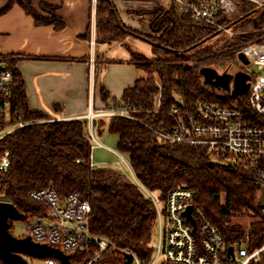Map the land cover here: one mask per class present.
Wrapping results in <instances>:
<instances>
[{
	"label": "trees",
	"instance_id": "1",
	"mask_svg": "<svg viewBox=\"0 0 264 264\" xmlns=\"http://www.w3.org/2000/svg\"><path fill=\"white\" fill-rule=\"evenodd\" d=\"M4 1L7 5L0 9V16L18 6L36 26H54L57 30L64 27L56 6L42 3L38 11L33 0ZM235 3V16H218L216 21L240 33L230 46L215 48L207 38L212 35L214 38L217 29L194 20L191 14L183 13L175 5L162 15L159 10L157 20L154 15L153 36H145L120 22L114 0H98L96 45L123 43L131 36L145 38L152 45L155 59L131 52L132 64L149 78L138 80L119 100L110 98L103 87L100 91L101 100L107 106H135L132 115L136 120L100 117L95 121V129L98 135L106 130L118 137L117 152L128 156L138 180L161 199H166L176 188L191 190L227 246L240 244L245 234L232 224L233 218L254 217L248 231L253 249L264 244V217L260 215L256 170L227 153L213 152L206 145L170 142L155 132H171L177 125L179 115L171 113L173 107H178L183 116L197 115L200 103L228 106L237 100L217 95L203 84L200 75L204 67L234 62L239 52L237 45L261 34L255 30L264 27L263 14L252 3L244 0H235ZM252 12L259 14L255 18L244 17L240 24L234 23L238 17ZM15 61L13 55L0 54V69L5 68L12 74L9 90L4 96L0 93L1 131L24 124L0 141V156L8 153L11 165L8 172L0 171V201L13 204L30 217L46 215L49 210L47 205L30 197L32 192L51 186L61 199L77 192L91 206L92 234L106 236L118 249L134 253L144 263L149 262L157 234V215L152 202L122 170L91 166L92 142L86 119L58 121L29 108L25 83ZM153 76L157 77L156 81ZM159 93L160 108L156 112ZM95 254L93 248L83 253H69L70 262L85 264ZM96 264L128 262L123 253L110 250Z\"/></svg>",
	"mask_w": 264,
	"mask_h": 264
},
{
	"label": "built area",
	"instance_id": "2",
	"mask_svg": "<svg viewBox=\"0 0 264 264\" xmlns=\"http://www.w3.org/2000/svg\"><path fill=\"white\" fill-rule=\"evenodd\" d=\"M98 0H90L92 14L96 17ZM252 3L264 16V1L244 0ZM169 5L161 4L162 15L172 5L183 13H189L196 21L213 25L217 33L226 32L233 37V28L219 24L218 16L232 17L237 11L235 0H169ZM95 26V20L93 27ZM261 34L238 46L239 52L264 73V27ZM248 91L244 96L228 106L200 103L198 114L183 116L178 107L171 109L172 114L179 115V121L171 132H155L165 140L177 143L206 145L216 153H227L236 160L250 165L256 170L255 185L259 189V198L264 190V75H250ZM12 74L9 70L0 69V93L4 96L9 90ZM160 87V84L157 82ZM230 96L222 93L221 97ZM161 93L157 97L155 111L160 108ZM135 106L115 107L109 105L102 112L90 111L84 119L88 122V132L92 146L90 164L95 165L94 151L103 144L96 136L95 121L100 117H122L136 120L132 112ZM3 111L0 110V117ZM60 121V120H58ZM24 127L18 124L13 128L1 131L0 141L15 129ZM118 167L124 165L128 177L138 187L146 199L150 200L156 210L157 234L153 245V254L149 262L144 263L137 255L118 249L115 243L106 236L94 235L90 230L91 206L77 192H71L61 199L50 186L31 193L30 197L48 207L46 215H35L26 218L22 236L30 237L33 242L60 249L65 254L83 253L95 249L96 254L85 264H96L101 256L110 250L123 253L128 264H264V244L250 248L249 233L245 232L240 244L232 246L233 255L223 235L211 221L207 211L199 204L191 190L173 189L166 199L146 188L134 174L130 163L119 153ZM9 154L0 156V171L6 173L10 168ZM190 212V218L186 213ZM260 215L264 217V204H261ZM1 264V263H0ZM45 264H58L54 259H45Z\"/></svg>",
	"mask_w": 264,
	"mask_h": 264
},
{
	"label": "crops",
	"instance_id": "3",
	"mask_svg": "<svg viewBox=\"0 0 264 264\" xmlns=\"http://www.w3.org/2000/svg\"><path fill=\"white\" fill-rule=\"evenodd\" d=\"M33 3L38 11L42 3L58 7L63 29L36 26L18 6L0 16V54L14 56L32 111L43 112L53 120L84 118L90 111L107 108L101 100L102 87L110 98L119 100L138 80L149 78L132 64L131 52L154 60L152 45L131 36L123 43L97 46L96 17L88 0ZM114 4L117 12L121 11L120 21L142 34L152 32L154 15L156 20L160 18L161 4L167 5L165 0H114ZM6 5L0 1V9Z\"/></svg>",
	"mask_w": 264,
	"mask_h": 264
},
{
	"label": "water",
	"instance_id": "4",
	"mask_svg": "<svg viewBox=\"0 0 264 264\" xmlns=\"http://www.w3.org/2000/svg\"><path fill=\"white\" fill-rule=\"evenodd\" d=\"M213 36L207 39H211ZM243 60L248 62L245 59ZM200 75L206 87L212 91L227 93L233 98L244 96L249 88L247 81L250 76L248 73L238 72L230 74L227 70L219 72L216 68L204 67L200 70ZM259 204H264V190L259 198ZM190 212L191 208L186 213L189 218ZM26 218L27 216L19 212L13 204L0 201V261L6 264H29L26 257H24L28 256L38 259L54 258L61 264H72L70 256L60 249L37 244L30 237H15L10 232L11 224L9 221L24 222ZM233 252V247H229V254L233 255ZM130 260L131 258L128 256L129 263Z\"/></svg>",
	"mask_w": 264,
	"mask_h": 264
},
{
	"label": "rangeland",
	"instance_id": "5",
	"mask_svg": "<svg viewBox=\"0 0 264 264\" xmlns=\"http://www.w3.org/2000/svg\"><path fill=\"white\" fill-rule=\"evenodd\" d=\"M165 1H166L167 5L170 4L169 0H165ZM120 13H121V11L119 9L118 14H119V17L122 18V14H120ZM256 14H259V13L256 12L253 14V12H252V13H249L248 15L238 17L234 23L240 24L243 22L242 19L244 17L247 18L248 16H251V18H255L257 16ZM235 15H236V13L234 14V16ZM233 30L236 33L233 37H231V35L227 34L226 32H219L217 35H215L214 38L210 39L209 42L214 44L215 48H223L225 46H230V44H233L235 42V37L240 33L235 28ZM143 35H145V36L152 35L153 36V33L151 32L150 34H143ZM132 37H135V36H132ZM137 39L140 41H143L145 38L144 39L137 38ZM237 46H239V45H237ZM242 56H243V54L241 52H238L237 58L234 60V62H232L230 64L227 63L226 66L231 65V67H230L231 70L241 68L244 71L251 73L254 77L264 75L263 71L259 70L256 66H252L251 64H249V62H244L243 59H245L246 61H248V60L244 56L242 58ZM153 79L156 81L157 77L153 76ZM213 92H215L220 97L222 95V92H220V91H213ZM6 111L8 112V108H6ZM96 136L99 139V141L103 144V147H98L94 151V156H95L94 162H95L96 167H117V168H119L117 163L120 162L121 160L117 154V153H119V152H117L118 151L117 150L118 137L116 135L108 133L106 130L103 131V133L101 135H98L96 133ZM120 155H122L129 162V158L127 155H124V154H120ZM119 169L122 170L126 175H128L127 168L124 165H122L121 168H119ZM259 205L261 207V204H259ZM254 221H255L254 217H248L246 215L245 216H237V217L233 218L232 224L237 225L243 231L248 232V231H250ZM23 229H24V222H22V221H11V229L10 230L15 237H21L23 234L22 233ZM24 257H26V260L28 261L29 264H45V259H38V258L28 257V256H24Z\"/></svg>",
	"mask_w": 264,
	"mask_h": 264
},
{
	"label": "flooded vegetation",
	"instance_id": "6",
	"mask_svg": "<svg viewBox=\"0 0 264 264\" xmlns=\"http://www.w3.org/2000/svg\"><path fill=\"white\" fill-rule=\"evenodd\" d=\"M231 65H228V66H226V64H220V65H218V66H215V68L219 71V72H223V71H225V70H227V72L228 73H230V74H236V73H238V72H243V73H248V75L250 74V75H252L251 73H249V72H247V71H244L243 69H235V70H231Z\"/></svg>",
	"mask_w": 264,
	"mask_h": 264
}]
</instances>
